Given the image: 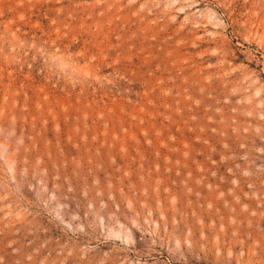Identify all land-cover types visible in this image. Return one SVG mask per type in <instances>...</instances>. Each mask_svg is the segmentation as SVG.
I'll return each instance as SVG.
<instances>
[{
	"label": "rangeland",
	"instance_id": "rangeland-1",
	"mask_svg": "<svg viewBox=\"0 0 264 264\" xmlns=\"http://www.w3.org/2000/svg\"><path fill=\"white\" fill-rule=\"evenodd\" d=\"M0 264H264V0H0Z\"/></svg>",
	"mask_w": 264,
	"mask_h": 264
}]
</instances>
